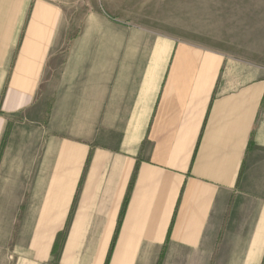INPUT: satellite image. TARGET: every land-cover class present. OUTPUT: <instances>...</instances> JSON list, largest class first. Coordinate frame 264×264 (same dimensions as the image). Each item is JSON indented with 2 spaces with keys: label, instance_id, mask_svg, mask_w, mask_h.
<instances>
[{
  "label": "crops",
  "instance_id": "1",
  "mask_svg": "<svg viewBox=\"0 0 264 264\" xmlns=\"http://www.w3.org/2000/svg\"><path fill=\"white\" fill-rule=\"evenodd\" d=\"M55 15L0 0L4 227L47 259L68 226L62 264H263L264 19L106 76L55 61Z\"/></svg>",
  "mask_w": 264,
  "mask_h": 264
},
{
  "label": "rangeland",
  "instance_id": "2",
  "mask_svg": "<svg viewBox=\"0 0 264 264\" xmlns=\"http://www.w3.org/2000/svg\"><path fill=\"white\" fill-rule=\"evenodd\" d=\"M52 2L55 61L69 56L71 61L85 60L87 66L100 64L106 76L115 62L156 59L155 46L161 37L205 45L207 34L211 37L212 32L215 35L232 24L250 28L259 18L264 19V0ZM1 216L0 264H62L68 226L59 233L49 257L41 259L25 243L34 230L5 228L9 216Z\"/></svg>",
  "mask_w": 264,
  "mask_h": 264
}]
</instances>
